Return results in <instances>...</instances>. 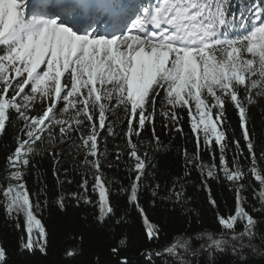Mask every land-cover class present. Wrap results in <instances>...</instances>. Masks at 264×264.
<instances>
[{"label": "snow or ice", "instance_id": "obj_1", "mask_svg": "<svg viewBox=\"0 0 264 264\" xmlns=\"http://www.w3.org/2000/svg\"><path fill=\"white\" fill-rule=\"evenodd\" d=\"M258 99H264V0H240L238 6L233 0H0V134L9 125H19L15 147L5 161L7 183L0 184V205L25 233L20 247L46 248L47 231L39 217L47 205V199L43 205L39 199L44 189L32 193L24 177L29 167H36L33 159L43 154L42 146L57 138L76 134L84 152L81 163L88 165L80 191L68 195L78 203H94L98 219L111 217V182L104 178L98 159L104 155L99 152V137L105 130L117 135V123L127 125L123 138L129 158L130 183L121 192L138 212L147 239L159 242L161 228L140 204L148 152L141 155L133 137L151 125L158 148L157 117L164 128L183 135L181 113L186 111L196 151L189 154L184 149L185 177L189 168L199 171L209 203L218 209L207 180L219 181L222 174L235 192V205L227 215L217 210L219 238L202 233L198 238L206 242L196 249L189 244L193 238L174 239L145 255L190 264L189 255L212 257L225 250L229 239L232 251L240 255L252 247L258 223L243 196L251 185L245 184L248 177L259 185L252 188L259 203L252 211L264 212V149L257 155L247 126L249 106ZM228 105L239 117L246 152L239 139L227 135ZM110 116H117V121ZM230 143L235 145L231 162ZM202 146L211 162L203 161ZM47 154L54 158L53 175L60 184L58 154ZM123 154L118 151L117 159ZM143 186L152 188L154 205L159 185ZM183 196V185L177 190L174 183L167 199L180 202ZM65 199L64 194L57 197L61 210ZM6 261L7 251L0 245V264Z\"/></svg>", "mask_w": 264, "mask_h": 264}, {"label": "trees", "instance_id": "obj_2", "mask_svg": "<svg viewBox=\"0 0 264 264\" xmlns=\"http://www.w3.org/2000/svg\"><path fill=\"white\" fill-rule=\"evenodd\" d=\"M240 0H233V4L238 6ZM181 127L183 135L163 127L160 118L157 117L155 131L159 136L160 146L157 148L152 141V127L149 125L140 137H133L137 143L141 155L147 150L149 167L143 185H159L158 195L155 197L153 205L152 188H145L142 185L140 192V204L146 210L152 222L161 228L160 240L149 241L144 234L142 220L134 207L127 203L126 195L121 192V188H127L129 179V158L126 155L128 148L123 132L127 125L117 123L115 132L117 135L111 136L108 132L102 131L99 137V146L106 149V158L110 163L100 162L103 176L106 181H110L111 203L114 213L104 220L98 219V209L95 204H85L82 200L78 203L68 194L80 191L78 185L82 181L83 174L88 171V165L82 164L84 157H77L79 163H72L63 158L58 148L42 151V155L36 156L33 163L36 167H29L28 174L25 175L27 188L32 193H40V203L43 205L47 199V205L39 214V217L47 231V245L44 251L39 248L29 251L20 247L21 237L25 236L22 230L16 228V222L9 219L3 206L0 205V245L7 251L6 264H121L126 260L127 264H172L171 258L152 256L149 259L145 253L162 250L166 244L174 239L190 237L189 244L192 249L200 247L205 239L198 238L202 233H211L217 238L221 229L216 221V213L219 210L227 215L229 209L235 205V192L228 182L221 179H208L207 184L211 196L215 199L218 209L209 203V191L203 187L202 177L199 171L189 168L190 173L185 177V164L183 152L187 149L189 154L196 151L195 139L191 133L187 112L181 113ZM248 128L252 133L253 141L256 145V152L259 155L264 149V99H258V103L249 106ZM123 120V113L118 114ZM14 118V117H13ZM111 121H117V116H110ZM226 123L228 125L227 135L241 141V145L247 151L243 143L242 130L239 126V117L236 110L231 105L226 109ZM19 125L13 127L9 125L6 132L0 134V184H6L5 161L7 155L15 147L14 136ZM75 143H81L76 134L67 138ZM59 139H56L57 142ZM234 144H229L227 158L231 162ZM124 153L117 159V152ZM55 152L59 160L56 166L59 172V181L53 175L54 158L47 153ZM201 156L204 162H211L209 152L201 148ZM90 159V158H88ZM219 151H216V162L218 163ZM91 160V159H90ZM241 163H246L241 157ZM264 167V164L261 165ZM65 170H67L65 172ZM93 174L95 170L93 169ZM71 181V183H68ZM246 187L243 196L247 199V209L256 219L255 236L252 238V247H245L240 255L232 251L231 239L225 250L216 252L212 257L200 254L196 257L189 255L187 259L190 264H264V212H253L255 205L259 208V203L254 199L252 188H259L258 183L251 177L245 180ZM91 179L89 178V193H91ZM179 190L183 185L184 196L180 202L175 199H167L169 190L173 184ZM234 187V186H233ZM64 194L65 207L61 210L56 200L58 195ZM96 197L93 196L95 201ZM22 222V218H21ZM242 230L241 225H237L236 231ZM124 240L123 245L120 241ZM244 244L249 241L245 239ZM118 249L116 253L112 249ZM253 248L256 250L253 251ZM72 250L75 254L68 256L66 253Z\"/></svg>", "mask_w": 264, "mask_h": 264}, {"label": "rangeland", "instance_id": "obj_3", "mask_svg": "<svg viewBox=\"0 0 264 264\" xmlns=\"http://www.w3.org/2000/svg\"><path fill=\"white\" fill-rule=\"evenodd\" d=\"M81 143H75L67 138H65L64 140L59 139L57 142H54L52 144L45 143L42 146L41 151L52 148H58V152L62 153L64 159L72 163H79L80 161H78L77 157L79 156L84 157L83 148L80 147ZM99 152L104 154L98 157L99 162L110 163L106 158V153H107L106 149L99 146ZM88 158L93 159L91 156H89Z\"/></svg>", "mask_w": 264, "mask_h": 264}]
</instances>
